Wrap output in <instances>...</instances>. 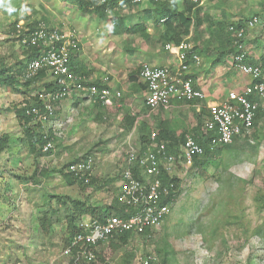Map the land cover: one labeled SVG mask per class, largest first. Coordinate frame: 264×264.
I'll return each instance as SVG.
<instances>
[{
	"label": "rangeland",
	"instance_id": "374dc122",
	"mask_svg": "<svg viewBox=\"0 0 264 264\" xmlns=\"http://www.w3.org/2000/svg\"><path fill=\"white\" fill-rule=\"evenodd\" d=\"M174 2L178 10L184 9V0ZM169 3L146 0L125 11L119 5L102 10L100 0H0V65L19 79L15 87L0 85V137L10 136L0 153V264H89L66 251L67 209L58 195L86 200L99 214L115 213L129 156L148 146L151 133L158 132L154 123H136L123 100L96 108L80 93L84 106L59 105L57 134L49 125L28 123L35 132L49 129L53 149L43 151L30 140H21L25 120L18 114L38 101L41 81L21 80L23 66L35 50L26 49L22 39L37 23L58 27L79 38L77 54L81 56L82 48L87 54L79 61L82 69L105 56V67L130 62L128 67L135 66L136 71L145 61L136 64L139 55L133 54L144 34L136 26L150 19L141 12L157 6L154 20ZM197 9L202 27L195 32L204 41L211 37L213 47L220 40L230 50L235 42L230 25L254 16L261 17L262 24L246 30L243 44L247 49L253 38H263L264 0H208ZM156 45L163 47V42ZM108 75L103 72V78ZM83 80L97 83L86 76ZM205 115L192 110L174 120L177 137L201 133ZM85 154L95 159L92 179L70 183L65 177L68 165ZM179 171L178 195L153 236L129 234L117 249L119 238L108 240L96 248L91 264H138L139 256L149 250L162 259L166 255V264H264V115L254 123L250 136L235 139ZM44 216L49 219L46 227Z\"/></svg>",
	"mask_w": 264,
	"mask_h": 264
},
{
	"label": "built area",
	"instance_id": "2783aa9c",
	"mask_svg": "<svg viewBox=\"0 0 264 264\" xmlns=\"http://www.w3.org/2000/svg\"><path fill=\"white\" fill-rule=\"evenodd\" d=\"M107 0H100L104 3ZM144 0H131L132 6ZM197 6L208 0H189ZM125 3L121 6L125 11L131 7ZM259 16L251 17L244 22H237L229 27L238 52L232 56L235 68L249 75L253 83L241 90H232L221 101L207 106V114L203 120V133L208 135L207 147L202 145L192 134L187 133L184 141L176 150H169L167 140H159V132L151 134L149 145L142 152H133L129 156L128 166L124 172V183L118 194V202L123 205L125 215L107 213L104 219L83 216L78 221L80 231L76 233L67 248L76 259L86 263L96 258V248L100 242L124 233L151 238L158 227L172 210V193L175 181L167 185L161 175L167 173L170 178H179V168L186 170L197 156L207 150L212 152L218 147L229 145L237 138L251 135L256 118L264 112V63L249 64L246 61L247 49L243 44L245 32L262 24ZM26 49L36 45L39 54L27 58L23 66L22 81L39 79L38 104L29 106L27 115L31 122L49 125L57 134L60 123L56 121L57 109L61 102L74 92L83 93L91 102L104 105L114 104V98L121 92H113L109 86V77L105 76L100 84L86 83L72 67L74 56L80 49V41L72 31L39 24L22 39ZM165 49L175 56V63L168 66H155L148 62L142 63L139 76L146 85V106L150 111L164 107L170 108L174 101L194 102L206 98V93L195 85L191 66H200L202 57L196 45L184 38L179 43L169 42ZM45 143L43 151L53 149V137L49 129L44 131ZM93 155L79 157L68 165V171L80 179L89 180L95 166ZM138 162L142 177H136L131 164ZM75 250V253L73 251ZM138 264H163L160 256L154 251L139 256Z\"/></svg>",
	"mask_w": 264,
	"mask_h": 264
},
{
	"label": "crops",
	"instance_id": "0c3cea01",
	"mask_svg": "<svg viewBox=\"0 0 264 264\" xmlns=\"http://www.w3.org/2000/svg\"><path fill=\"white\" fill-rule=\"evenodd\" d=\"M144 2H146V0L137 3V5ZM156 8L157 6H151L145 10H142L141 12L142 14L149 16L150 19L147 22L142 21L145 23L147 34L142 35L143 42H139V45H137L134 49L133 54L139 55V57H137L136 64L141 60H145L144 62H148L155 66H168L175 63L174 55H171L164 46L162 47L156 45L158 40L162 42L160 36L164 31L163 20L161 19L160 22H157V18L159 16L154 20L151 19V16L157 11ZM259 25H257V27ZM199 26L202 27L201 25H197L195 23L190 30V34L185 38H189V40H191L196 45L197 52L202 57L201 65H192L191 70L195 80V85L206 93V98L203 100H197L190 103L177 100L174 101V104L168 109L160 107L150 111V109H148L146 106V85L139 76V69L135 71V66L133 68L128 67L130 62L127 64V66L118 65L115 63L111 65L110 63L108 67H105L103 65L104 59L106 58L105 56H103L104 59L97 60L91 57L95 61L91 64V67L89 66L88 69L84 70L82 69V65L79 63V61L82 60V58L87 57V54L82 48L81 56H78V54L74 56L72 67L78 74L83 77L86 76L88 80L97 82L96 84H101L103 82V72L106 71L109 74V86L112 91L115 93L118 91L121 92V96H115L114 101L116 102L117 100H123L126 104L125 108L131 109L130 113L132 114V117L136 123L141 120L150 122L152 124L154 123L157 125L158 132L164 128L177 136L179 131L173 126L174 120L179 118L183 119L184 116L187 113H191L192 110L196 112L197 115L203 113L207 114V106L210 103L221 101L227 97L230 91L241 90L245 86L253 83V79L249 75L240 72L234 67L232 62V56L234 54H230L232 52L229 50V48H225L226 45L223 43L224 41H215L212 43L215 46L213 47V45H210L211 37H209L208 41H204L202 36L200 35L199 37L198 33L195 32V30L197 31L199 29H197ZM212 35H214L213 32L211 36ZM262 37V39L253 38V41H249L250 43L247 47V60L251 62V64L264 63V33L262 34ZM109 60H111V57L108 59V61ZM79 95L80 92H74L70 96L71 98L69 97L67 99L66 97V100L61 102L63 109L68 105H72L74 108L84 106V101L79 99ZM90 104L96 108L108 106L102 104L101 102L90 101ZM262 113L263 112L258 115V119L261 117L260 115ZM114 116L115 115L111 116L109 120L113 119ZM104 118L107 119V116L104 115ZM189 134L195 135V133ZM213 152H215V150Z\"/></svg>",
	"mask_w": 264,
	"mask_h": 264
},
{
	"label": "trees",
	"instance_id": "16d2710c",
	"mask_svg": "<svg viewBox=\"0 0 264 264\" xmlns=\"http://www.w3.org/2000/svg\"><path fill=\"white\" fill-rule=\"evenodd\" d=\"M168 2H171V3H169L167 5H163L164 6V7H162L163 11H161L160 17L157 18V22H160V20L162 19L163 23H164V31L162 32V34L160 36V39L162 40L164 47H165V44L169 43V42L179 43L181 40H183L185 37H187L190 34V30L195 23L198 25L201 22L200 9H197L198 6L195 3H193L189 0H186L184 9L178 10L176 2H174L172 0L171 1L169 0ZM125 3L131 4V0H107L106 2L102 3L101 5L104 6V7H102V10H105V9H112L118 5L122 6ZM170 5H173V6H170ZM131 6H132V4H131ZM97 10L99 12H101V9H97ZM36 27H38V23L35 25V27L32 30H34ZM136 28L139 31L143 32L145 35L146 26H145L144 22L137 24ZM30 48H33L35 50H33V53L30 56H28V58H34L37 54H39V48L36 45L31 46ZM230 51L233 54L237 53L238 52L237 46L234 44L233 47L230 49ZM246 61H247V63L251 64V62H249L247 60V57H246ZM35 79H37V78H35ZM35 79H30V80H27L26 82L33 81ZM18 84H19V79L15 75L7 73L5 65L1 64L0 65V85L15 87ZM34 104L39 105L38 101H37L36 103H33L29 106H32ZM29 106L21 108L20 114H18L20 117L24 118V120H25V126H24V132H23L24 137L21 140H24V141L30 140L31 142H33L34 145H40L41 149H42V145L45 143L46 140H45L42 133L35 132L32 129V127H30V125L28 124L29 121L32 120V117L27 115V113H26V110ZM262 115H264V112L260 116H262ZM258 117L256 118L255 123H256ZM159 133H160L158 136L159 140H167L169 142V150H171V151L176 150L179 142H183L185 139V136H186V134H185L182 137H177L175 134L171 133V131H168L167 129H164V128H162ZM193 136L202 145L207 147V145H206V143L208 141V135L207 134H204L203 132L200 133V131H197L195 133V135H193ZM9 138H10V136L7 133L3 134L0 137V153H2L5 148H7ZM179 138H180V140H179ZM229 145H225L222 147H226ZM145 148H146V145H144V147H142L141 150H139V153L142 152L143 150H145ZM219 148L220 147L215 149V153L217 152V150ZM213 153L207 150L203 155L197 156L195 158V162H198L201 159H205V158L213 155ZM86 155H91V154H85L83 157H85ZM131 167H132L134 175L136 177L141 178L142 177L141 169L138 166V162L134 161V163L131 164ZM65 177L68 178L70 183L73 182L72 180L80 181V182H87L86 179H84V178L80 179L79 177L75 176L74 174H72L70 172L66 173ZM90 179H92V176L89 177L88 181H90ZM161 179H162L163 183L166 185L170 181H175V188H174V192L172 193V196H173V198L176 199V197L178 195V189L177 188L179 187L178 179L176 180L175 178H170V176L167 173H163L161 175ZM58 198H59V202L62 205L66 206V209H67L66 222H67V233L69 236V245L71 243L72 237L80 231V228L78 227V221H80V219L83 216H86V215L93 216V217L96 216V217H99L101 220L104 219V216H107V213H102V214L97 213L96 207H94L92 205H88L86 200L83 201V200H80L77 198H72L70 196H62V195H58ZM117 206L118 207H115L116 208L115 214L125 215V212H124L125 207L123 205H121V206L117 205ZM48 221H49V219L46 216H44L42 218L43 227H46V224H47V226L49 225ZM128 235H129L128 233H124L120 236L111 238L110 241L113 240L112 242H114L115 238H119L120 242L118 241L117 243H115V248L117 249V248H120L123 244H125V242H127V236ZM102 243H104V242H100L98 245H100ZM73 253H75V250L73 251ZM163 257H164V259H162V257H160V258L162 259L163 264H166L167 260L165 258L167 256L164 255ZM83 261H85V260H83ZM91 263H92V261L89 262V264H91Z\"/></svg>",
	"mask_w": 264,
	"mask_h": 264
},
{
	"label": "clouds",
	"instance_id": "9594fccd",
	"mask_svg": "<svg viewBox=\"0 0 264 264\" xmlns=\"http://www.w3.org/2000/svg\"><path fill=\"white\" fill-rule=\"evenodd\" d=\"M167 1H169V0H167ZM171 1V0H170ZM172 1H175V0H172ZM9 11H14V9H12V8H9Z\"/></svg>",
	"mask_w": 264,
	"mask_h": 264
}]
</instances>
